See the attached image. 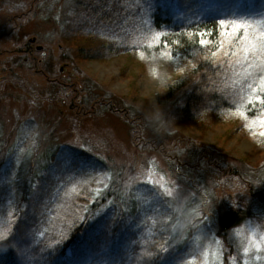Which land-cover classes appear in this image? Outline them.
I'll return each mask as SVG.
<instances>
[{
	"label": "rangeland",
	"instance_id": "rangeland-1",
	"mask_svg": "<svg viewBox=\"0 0 264 264\" xmlns=\"http://www.w3.org/2000/svg\"><path fill=\"white\" fill-rule=\"evenodd\" d=\"M242 1L173 0L162 15L177 21L179 2L192 6V15L222 8L245 13ZM83 3L0 0V168L8 165L0 175L3 228L11 232L10 221L21 218L34 246L55 227L58 209L76 197L82 204H99L81 236L85 250L81 257L70 252L71 264L73 259L114 264L124 257L121 250L133 245L134 233L141 239L159 231V241L170 242L167 248L186 250L183 264H213L203 253L221 247L223 264L229 258L264 264L255 253L242 252L249 233L264 235V135L261 141L247 135L238 117L209 115L195 123L179 117L181 93L193 89L202 64L217 63L218 55L213 58L207 50V61L182 63V72L170 74L178 83L173 92L157 93L161 85L149 77L152 60L135 50L96 52L93 39L69 36L67 28L76 24ZM162 61L168 70L175 65ZM153 104L173 122L167 131L148 125ZM67 147L91 166L67 168L58 162L60 149ZM149 174L173 196L149 184L129 186L130 177L143 180ZM223 211L243 220L221 232L216 216ZM177 256L163 264H179Z\"/></svg>",
	"mask_w": 264,
	"mask_h": 264
},
{
	"label": "trees",
	"instance_id": "trees-1",
	"mask_svg": "<svg viewBox=\"0 0 264 264\" xmlns=\"http://www.w3.org/2000/svg\"><path fill=\"white\" fill-rule=\"evenodd\" d=\"M129 1L130 3H127V0H85V3L80 4L79 15L77 16V21L75 20L76 24H71L67 28L69 36L72 35L74 41H76L75 39L80 41L81 37L93 39L91 43L93 46L91 47H95L94 51L96 52L121 53L131 51L134 53L135 50V52L137 51V53L143 55L147 62L152 60L151 64H154V68L158 66L156 62L163 63L162 60H166L169 63L174 62L175 65H179L182 68V63L184 62L191 63L195 59L198 62L199 58L203 62L207 61L209 56L207 50H210V53L215 49L213 46L201 48L198 44V39L189 35L190 33L207 27L214 32V43H216L220 39L215 34L216 20L220 18H236L228 15L232 11L240 15L259 12L261 6L264 5V0H243L241 5L246 9L245 13L222 8L218 12L203 14L201 17L202 23H197L196 17L192 15V6H184L180 2L175 13L181 10V17L176 15L178 19L176 21L172 17L162 15V7L173 0ZM221 12L224 13L223 16L220 15ZM190 20L192 21L191 24L189 23ZM156 32L164 35L158 45L149 46L151 37ZM177 40L179 43H173V41ZM165 43L168 44V47L164 46ZM165 52H171V58L163 55ZM155 56L163 58L159 59L158 57L155 58ZM217 60V63L206 62L202 64L201 70L203 74L200 80L190 92L181 93L180 97L183 99V104L180 108L179 117L188 123H195L199 118L203 119L202 117L209 115L215 118L221 115L238 117L242 119L239 125L240 129L247 135L259 139V141L263 140L260 131H264V129L258 123L250 127L251 120H246L237 114L238 108L246 107L250 118L261 115V106L258 103L256 105H247V84H244V77L239 75L243 69L238 66H229L228 58H225L222 52H218ZM175 65L169 69V76L177 73L174 70ZM184 67L186 68V66ZM232 72L234 73L232 74ZM260 75H264V73L257 74L256 84L259 83ZM170 78L172 79L173 77ZM248 82L251 83L252 81L249 80ZM171 84L166 90L170 94L173 92L175 84L177 85L178 83H174L171 80ZM242 84L245 89L244 92L240 91ZM75 198L72 199V204L67 205L65 209L64 207L57 208L58 219L55 220L54 218V221H57L54 224L55 227L45 232L35 244L33 243L34 246H30L28 242L24 221L21 218H17L8 239L0 242V245L7 249L3 259L0 260V264H57L59 261H63L62 263L64 264H71L67 259L70 252L73 257H81L79 253L85 250L84 244H87L81 236L84 235L87 221L99 203H94L93 205L85 203L89 207L87 212H84L81 206L85 204L75 200ZM80 216L85 217V222L79 221ZM242 220L243 218L240 214L223 211L216 216V226L218 230L223 232L231 227L238 226ZM69 222H74L70 233L68 230ZM107 229L108 227H106L105 231ZM105 231H103L104 234L101 237H106ZM62 232L68 233V238L61 244H54V241L61 239ZM112 232L116 233L114 230ZM160 235L161 231L150 235L145 234L141 239H138L137 234L134 233L131 237L133 245L131 244L127 251L123 252L121 250V255L124 257L121 256L120 261L114 264H163V261L171 254L178 255L179 264H183L186 250L179 251L180 246L178 245H170L166 253L158 252L160 246L167 248L170 244V242L166 241L167 238H165L164 244L160 242L159 240L162 239ZM9 246L11 247L9 248ZM174 251L177 252L174 253ZM149 252H157L158 256L150 259L146 255ZM161 256L164 259H160ZM73 261L75 260L73 259ZM80 264L99 263H95L93 260H85L80 261ZM100 264H109V261Z\"/></svg>",
	"mask_w": 264,
	"mask_h": 264
},
{
	"label": "snow or ice",
	"instance_id": "snow-or-ice-1",
	"mask_svg": "<svg viewBox=\"0 0 264 264\" xmlns=\"http://www.w3.org/2000/svg\"><path fill=\"white\" fill-rule=\"evenodd\" d=\"M207 10V8L204 9L205 12ZM203 14L204 12L193 14L196 17L197 23H202L201 17ZM220 15L223 16L224 13L221 12ZM228 15L236 18H220L215 21V34L220 37L218 42L214 43V32L207 27H204L194 33H190L189 35L198 39V44L201 48L208 46L215 47L217 51H213L211 53L213 58L217 57L218 52H222L223 56L228 58V62L233 67L240 66L243 69L239 75L244 77V84H247V105H256L258 103L261 106V115L259 117L250 118L246 107L238 108L237 114L246 120L250 119V127L258 123L259 126L264 129V75L259 76V83L256 84L257 74L264 73V5L261 6L259 12L240 15L235 11H232L231 13H228ZM189 23L191 24L192 21L190 20ZM163 35V33L156 32L151 37L149 46L158 45ZM173 43H179V41H173ZM164 46L168 47V44L165 43ZM163 55L171 58V52H165ZM249 80L252 82L249 83ZM240 91H245L243 84ZM260 135H264V131H261ZM57 160L58 162L63 163L67 168L83 169L91 166L87 160L82 158V154L76 152L72 147L61 148L60 152L58 153ZM7 166L8 165H4L3 168H0V175H3L4 169ZM137 182L153 185L154 187L160 188L168 197L173 196L171 191L165 188L162 184H158L150 174L146 175L143 180H140V178L137 176L130 177L129 186ZM105 187H107V185H105ZM96 193L97 196L100 195L101 190L97 189ZM13 215L14 213L9 211L8 216L11 218ZM79 221L85 222V217L80 216ZM10 222L15 223L14 220H11ZM73 225L74 222H69V233L72 230ZM181 227H183V225H181ZM0 229H2L0 230V242L6 241L10 235V231L7 228H3L2 222H0ZM236 235H240L239 230H237ZM67 238L68 233L62 232L61 239L56 240L53 243L61 244ZM216 243H219V241H216ZM10 247L11 246H9V248ZM6 251L7 249L0 245V260L3 259V255ZM158 252L166 253L168 252V248L160 246L158 248ZM242 252L246 257L255 253V259L257 261H264V255H260V253H264V235H261L259 238H257L254 232L249 233L247 244L243 246ZM203 254L205 257L211 256L213 264H223L222 247L215 251H209L208 249H205ZM146 255L151 259L153 257H157L158 253L149 252ZM160 259H164V257L161 256ZM73 264H80V261L75 260L73 261ZM229 264H236V260L234 258H229ZM243 264H249V261L245 259Z\"/></svg>",
	"mask_w": 264,
	"mask_h": 264
},
{
	"label": "clouds",
	"instance_id": "clouds-1",
	"mask_svg": "<svg viewBox=\"0 0 264 264\" xmlns=\"http://www.w3.org/2000/svg\"><path fill=\"white\" fill-rule=\"evenodd\" d=\"M156 63L158 64L157 67L149 69V77L161 85V89L157 93H163L172 85L171 78L167 67L162 63ZM174 70L183 71L179 65H175ZM146 119L148 125L158 133L167 131L173 125V122L165 117L160 107L156 104H153L152 109L146 113Z\"/></svg>",
	"mask_w": 264,
	"mask_h": 264
},
{
	"label": "flooded vegetation",
	"instance_id": "flooded-vegetation-1",
	"mask_svg": "<svg viewBox=\"0 0 264 264\" xmlns=\"http://www.w3.org/2000/svg\"><path fill=\"white\" fill-rule=\"evenodd\" d=\"M2 71V68H0V72Z\"/></svg>",
	"mask_w": 264,
	"mask_h": 264
}]
</instances>
